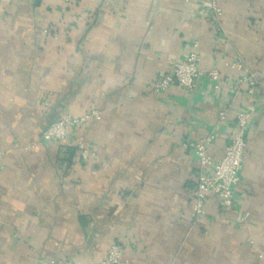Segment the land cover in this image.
Listing matches in <instances>:
<instances>
[{"label": "crops", "instance_id": "obj_1", "mask_svg": "<svg viewBox=\"0 0 264 264\" xmlns=\"http://www.w3.org/2000/svg\"><path fill=\"white\" fill-rule=\"evenodd\" d=\"M202 1L0 5V264H103L112 244L128 264H264V0H215L218 22ZM194 43V88L154 92ZM237 56L259 82L246 160L232 208L210 196L196 215L192 146L211 134L207 153L222 158L246 103L242 74L223 65ZM92 110L99 121L41 140Z\"/></svg>", "mask_w": 264, "mask_h": 264}, {"label": "built area", "instance_id": "obj_2", "mask_svg": "<svg viewBox=\"0 0 264 264\" xmlns=\"http://www.w3.org/2000/svg\"><path fill=\"white\" fill-rule=\"evenodd\" d=\"M18 0H0V5H10ZM75 0H64L65 4H69ZM202 8L199 14L202 15L206 10L210 11L213 20L218 22L222 16V10L218 7L215 0H203ZM46 33V31H44ZM197 43L192 45V50L184 58L183 61L172 65L171 71L164 78L156 81L152 85L154 92H163L170 87L176 85L186 91H191L196 80L202 75L199 70V56L197 53ZM224 67L235 70L242 74L240 84L246 88V103L243 110L237 114L235 118V130L230 137L228 144L224 148L222 158L218 162H213L207 153V148L214 140L213 135H208L197 143L193 144L196 155L200 163V173L197 177V186L193 197L192 210L196 215L203 214L206 200L213 196L220 206L226 210H230L233 206V190L238 185L241 167L246 160V128L251 115L254 112V94L258 87V79L243 63L240 57H234L224 62ZM208 77L213 81L219 80L218 71L208 72ZM217 88V84L215 85ZM48 99L44 100L46 105ZM101 115L98 111L92 110L86 114L75 117L73 115H64L51 123L41 132V140L46 142H60L66 139L71 131L79 130L87 123L99 121ZM219 119H224V113H219ZM78 153V161L85 162L94 156L79 138L76 143ZM3 152L0 150V158ZM210 170L208 173L205 170ZM248 218L247 214H238L237 221L245 222ZM49 264H67L66 260H53ZM103 264H128L124 258L120 248L116 244L109 246Z\"/></svg>", "mask_w": 264, "mask_h": 264}, {"label": "trees", "instance_id": "obj_3", "mask_svg": "<svg viewBox=\"0 0 264 264\" xmlns=\"http://www.w3.org/2000/svg\"><path fill=\"white\" fill-rule=\"evenodd\" d=\"M68 154L72 155V154H74V151L70 150Z\"/></svg>", "mask_w": 264, "mask_h": 264}]
</instances>
